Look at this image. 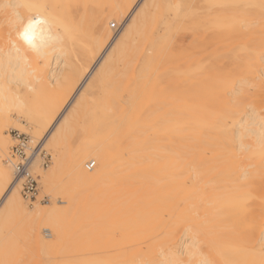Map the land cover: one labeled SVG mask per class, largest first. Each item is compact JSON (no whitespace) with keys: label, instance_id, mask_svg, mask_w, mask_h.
I'll use <instances>...</instances> for the list:
<instances>
[{"label":"bare ground","instance_id":"1","mask_svg":"<svg viewBox=\"0 0 264 264\" xmlns=\"http://www.w3.org/2000/svg\"><path fill=\"white\" fill-rule=\"evenodd\" d=\"M9 127L62 204L23 202ZM36 250L264 264V0H0V264Z\"/></svg>","mask_w":264,"mask_h":264},{"label":"rangeland","instance_id":"2","mask_svg":"<svg viewBox=\"0 0 264 264\" xmlns=\"http://www.w3.org/2000/svg\"><path fill=\"white\" fill-rule=\"evenodd\" d=\"M127 18H128V16L125 17L124 21H126ZM113 31L115 32V29H113ZM116 33L117 34L119 33L118 30H117ZM116 33L114 34V36L117 35ZM70 103H72V102L69 101L67 103V106H69ZM14 117H15V115L12 116V119H14ZM21 122L24 124L25 127L28 126V124L26 123L25 119H21ZM4 133H5L4 135H8L9 138H10V146H9V150H8V156H6V158L9 157L10 161H12V162H14V159H13V154H12V151H11V146H13V144L16 143V141L14 140V137H15L14 133H21V135L26 138V141L29 140L28 141V146L30 147V149L35 148V150L32 153L31 157H36L37 161H36L35 166L31 167L30 169H31V172L34 175H37L39 177L38 196L34 200L29 201V200L25 199L20 193L23 202L26 203V205L28 207H32L34 204H39V205H42V206H48V205L51 204V202H56L58 204H62L61 202H59V200L62 201V200L65 199V197L62 196L61 194H59L58 192L57 193H53L52 191H49L48 188H47V185L42 180V177H43L42 175L44 174L45 171L50 169V166L52 164V159H51V155L52 154L50 153V151H48L46 149V147H42L44 138L42 137L43 140L41 141V143L39 145L34 146L37 143L35 141H34V143L32 141H30L29 135L22 133V131L14 129L13 127H9L8 129L5 130ZM44 137H46V136H44ZM80 141H82V142L85 141V135L82 132H81V135L77 137V142H80ZM6 158L4 157V161L6 160ZM19 191H20V188H19ZM44 196H48V202H46L43 199ZM40 230H42V229H40ZM40 235L44 239H49L48 236H46L45 231H42ZM32 255H33V260H38V264H39V262H40V264H43V263L47 264V258H46L45 254L41 250H36Z\"/></svg>","mask_w":264,"mask_h":264},{"label":"built area","instance_id":"3","mask_svg":"<svg viewBox=\"0 0 264 264\" xmlns=\"http://www.w3.org/2000/svg\"><path fill=\"white\" fill-rule=\"evenodd\" d=\"M14 140L16 141L13 146H11V151L14 159L13 166V177L14 180L18 182L20 186L21 195L31 201L38 196L39 188V177L34 175L30 170V160L32 153L35 148H32L26 154L27 142L26 138L21 135V133H14ZM94 167L93 161H88L85 164V168L90 170ZM43 199L48 202V196H44Z\"/></svg>","mask_w":264,"mask_h":264}]
</instances>
